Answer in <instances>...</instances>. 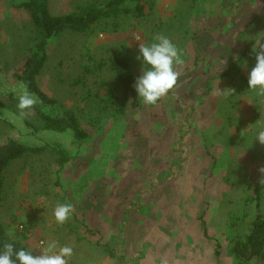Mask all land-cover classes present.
<instances>
[{
    "label": "rangeland",
    "instance_id": "obj_1",
    "mask_svg": "<svg viewBox=\"0 0 264 264\" xmlns=\"http://www.w3.org/2000/svg\"><path fill=\"white\" fill-rule=\"evenodd\" d=\"M18 1L0 0V143L59 144L74 155L71 133L33 131L19 115L14 89L20 83L13 73L34 34ZM83 1L107 0H50V10L68 12ZM152 1L146 20L121 17L116 29L102 22L86 33L66 31L51 40L38 85L74 111L90 137L60 170L53 166L49 179L29 161L12 164L0 197V221L34 255L52 240L71 246L69 264H135L120 240L133 217L140 225H155L159 254L169 263L183 257L179 264H189L198 251L203 264H264V251L251 260L232 251L252 218L241 220L246 208L253 211L247 204L251 186L264 166V145L255 139L264 97L247 83L256 63L255 39L264 35V0ZM158 33L182 50L181 75L155 105L141 102L121 113L122 88L108 62L122 54L139 77L148 67L137 59L139 44H151ZM217 85L235 91L217 96ZM26 111L25 118L35 123V115ZM58 203L74 208L64 224L53 215ZM138 206L145 218L133 211ZM20 225L28 228L24 240Z\"/></svg>",
    "mask_w": 264,
    "mask_h": 264
},
{
    "label": "trees",
    "instance_id": "obj_2",
    "mask_svg": "<svg viewBox=\"0 0 264 264\" xmlns=\"http://www.w3.org/2000/svg\"><path fill=\"white\" fill-rule=\"evenodd\" d=\"M16 6L22 8L28 15L34 37L32 47L20 69L13 73V77L18 83L26 84L29 91L39 97L41 101L33 109L28 110L35 115L36 122L32 123L23 118L24 123L33 131L71 133L77 152L74 151L75 154L72 155V151L70 154L59 144H29L15 139L2 141L0 143V197L5 193L7 171L12 164L18 161H29L32 170L37 169L40 176L49 179L53 166L60 170L75 157L78 150L90 137L75 112L47 96L38 85L37 77L47 62L51 40L66 31L86 33L94 24L109 22L116 29L118 28L117 19L121 17L134 16L146 20L152 15L154 9L152 0L83 1L71 11L56 14L50 10V0H19ZM108 67L115 75L123 92L117 110L125 113L128 108L140 107L142 99L138 97L133 86L136 76L130 60L122 54H116L109 60ZM8 96L13 99L14 95L9 93ZM45 159L48 160L47 163H44ZM259 176L252 183V196L247 203L248 205L253 204V211L249 213V209L246 208L241 220H245L251 214L252 218L243 230L244 233L237 235L233 242L232 251L238 259L251 260L259 257L264 251V214L260 209L263 186L258 183ZM54 182L59 184L57 179ZM27 229L24 226L22 230L24 232L20 234L23 240L27 237L25 232ZM5 242L13 243L16 250L21 248L26 250L22 241L7 234L4 224L0 221V249ZM105 249L111 257H116L113 249L108 246Z\"/></svg>",
    "mask_w": 264,
    "mask_h": 264
},
{
    "label": "clouds",
    "instance_id": "obj_3",
    "mask_svg": "<svg viewBox=\"0 0 264 264\" xmlns=\"http://www.w3.org/2000/svg\"><path fill=\"white\" fill-rule=\"evenodd\" d=\"M151 44H139V53L137 59L143 60L142 74L136 78L134 88L138 97L144 104L155 105L158 100L162 99L175 86L181 73L177 70L183 66L185 61L182 58V50L171 41L170 38L163 34H156ZM252 51L255 53V65L248 73V88L256 91L260 97H264V35L255 39ZM17 94V108L20 110L19 115L23 119L29 113L26 110L33 109L41 103L39 97L31 93L26 84L21 83L18 89H14ZM233 88L221 90L218 85L214 91L217 96H230L234 93ZM258 130L255 139L261 145H264V119H259ZM260 176L258 183L264 186V166L258 169ZM74 211L70 203H58L53 209V215L58 224H64ZM73 256V248L69 245H58V241L52 240L47 242L41 250V254L34 255L33 251L21 248L16 250L13 243L5 242L0 249V264H69ZM161 264H167L161 261Z\"/></svg>",
    "mask_w": 264,
    "mask_h": 264
},
{
    "label": "crops",
    "instance_id": "obj_4",
    "mask_svg": "<svg viewBox=\"0 0 264 264\" xmlns=\"http://www.w3.org/2000/svg\"><path fill=\"white\" fill-rule=\"evenodd\" d=\"M133 211L140 215L141 212L140 206H138L137 208L134 207ZM150 212L151 209L149 210V213ZM147 216H149L150 218L152 217L154 218L156 215L148 214ZM140 217L145 218L144 215H140ZM135 218L137 217H133L132 219L129 218L128 222L125 224V226L122 229L120 240L122 247L125 249L126 257L131 261L136 260L135 264H161V261H166L164 260V258H162L161 254H159L160 250H159V241L157 238V233L153 231V227H155V225H150L151 223L150 224L147 223V225H140L138 224L139 221ZM131 223L133 225L132 227H129ZM174 237L179 241L182 240V235L181 236L174 235ZM140 242H144L142 244V247L139 244ZM199 242L201 241L195 240L194 243H199ZM194 255L195 256H193L191 260L192 264H203L202 262L201 263L199 262L198 251L197 253H194ZM182 260L183 257L181 258L179 257V258H174V260H171L170 263L167 261L166 262L167 264H179V262H181ZM186 261L189 262V258ZM191 262H189V264H191Z\"/></svg>",
    "mask_w": 264,
    "mask_h": 264
},
{
    "label": "built area",
    "instance_id": "obj_5",
    "mask_svg": "<svg viewBox=\"0 0 264 264\" xmlns=\"http://www.w3.org/2000/svg\"><path fill=\"white\" fill-rule=\"evenodd\" d=\"M19 227H20V229H22V230L24 229V226H22V225H20Z\"/></svg>",
    "mask_w": 264,
    "mask_h": 264
}]
</instances>
